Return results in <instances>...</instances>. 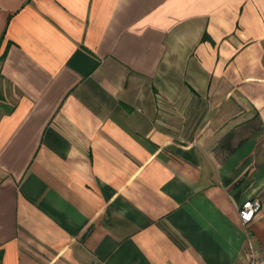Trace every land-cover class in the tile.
<instances>
[{
  "label": "crops",
  "instance_id": "0c3cea01",
  "mask_svg": "<svg viewBox=\"0 0 264 264\" xmlns=\"http://www.w3.org/2000/svg\"><path fill=\"white\" fill-rule=\"evenodd\" d=\"M0 100V264H264V0H0Z\"/></svg>",
  "mask_w": 264,
  "mask_h": 264
},
{
  "label": "built area",
  "instance_id": "2783aa9c",
  "mask_svg": "<svg viewBox=\"0 0 264 264\" xmlns=\"http://www.w3.org/2000/svg\"><path fill=\"white\" fill-rule=\"evenodd\" d=\"M261 211H262V202L260 199H250L245 201L238 211L242 225L247 228ZM250 237L251 236H248V247H247L248 255H249L248 264H261L257 251L255 250L254 245L250 240Z\"/></svg>",
  "mask_w": 264,
  "mask_h": 264
},
{
  "label": "rangeland",
  "instance_id": "374dc122",
  "mask_svg": "<svg viewBox=\"0 0 264 264\" xmlns=\"http://www.w3.org/2000/svg\"><path fill=\"white\" fill-rule=\"evenodd\" d=\"M1 101V100H0ZM3 105L1 102H0V106Z\"/></svg>",
  "mask_w": 264,
  "mask_h": 264
}]
</instances>
